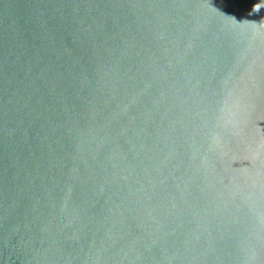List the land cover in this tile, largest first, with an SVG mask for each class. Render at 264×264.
<instances>
[{
    "label": "water",
    "instance_id": "water-1",
    "mask_svg": "<svg viewBox=\"0 0 264 264\" xmlns=\"http://www.w3.org/2000/svg\"><path fill=\"white\" fill-rule=\"evenodd\" d=\"M0 264H264V0H0Z\"/></svg>",
    "mask_w": 264,
    "mask_h": 264
}]
</instances>
